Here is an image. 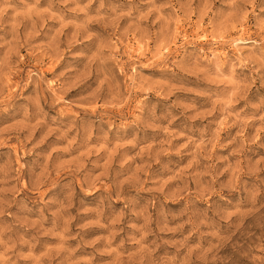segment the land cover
<instances>
[{
    "label": "rangeland",
    "instance_id": "374dc122",
    "mask_svg": "<svg viewBox=\"0 0 264 264\" xmlns=\"http://www.w3.org/2000/svg\"><path fill=\"white\" fill-rule=\"evenodd\" d=\"M0 264H264V0H0Z\"/></svg>",
    "mask_w": 264,
    "mask_h": 264
}]
</instances>
